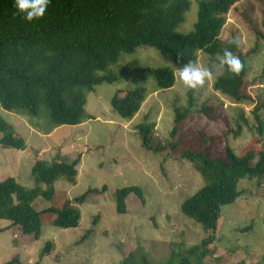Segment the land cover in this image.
Wrapping results in <instances>:
<instances>
[{
    "label": "rangeland",
    "instance_id": "374dc122",
    "mask_svg": "<svg viewBox=\"0 0 264 264\" xmlns=\"http://www.w3.org/2000/svg\"><path fill=\"white\" fill-rule=\"evenodd\" d=\"M263 11L264 0H239L229 10L220 34V40L227 44L238 37L233 54L245 55L248 71L242 91L251 100L241 104L213 88L217 77L225 73V67L219 65L221 54L198 53L197 64L211 69L214 78L199 91H192L180 82L179 66L172 58L150 46L123 52L117 63L102 72L116 74L118 79L96 85L87 94L86 112L91 116L81 124L53 128L45 108L34 118L7 111L0 104V116L27 146L18 150L0 143V182L14 177L30 188L34 186L32 168L37 160L79 158L75 183L66 179L54 182L53 199L38 197L33 206L43 210L61 206L62 200L69 198L79 206L82 216L76 228L42 226L38 239L33 234L23 235L20 227L0 219V264L14 258L21 264H122L127 255L137 252L145 254L151 264H168L178 260V253L213 235L181 211V204L205 185V179L181 152L198 144L196 129H205L209 134L229 130L226 140L237 154L250 148L257 153L264 150V132L259 133L253 114L254 108L262 105L260 115L264 121ZM196 20L197 8H192L178 30H193ZM160 67L174 70V87L158 89L153 69ZM139 86L147 89V99L132 120L123 119L113 111L111 100L115 93L124 95ZM190 99L192 112L172 136L175 108L188 107ZM202 104L220 114L217 118L207 117L201 111ZM242 113L247 122L241 118ZM143 122L155 124L152 144L162 148L159 152L143 146L137 129ZM238 123L242 130L236 136ZM4 133L0 131V139ZM177 142L178 146H173ZM127 186L140 187L145 202L132 193L127 197V212L120 214L116 192ZM239 188L240 197L222 208L209 245L213 252L203 258V264H264V179L260 186L256 179H245ZM96 189L99 191L93 192ZM84 194V203L78 205L74 199ZM48 242L52 244L50 251L43 255Z\"/></svg>",
    "mask_w": 264,
    "mask_h": 264
},
{
    "label": "trees",
    "instance_id": "16d2710c",
    "mask_svg": "<svg viewBox=\"0 0 264 264\" xmlns=\"http://www.w3.org/2000/svg\"><path fill=\"white\" fill-rule=\"evenodd\" d=\"M238 1L199 0L194 28L183 33L178 29L190 11L186 0H51L44 18L31 23L13 15L14 0H0V104L7 111L34 118L45 108L53 128L81 124L91 116L86 112L87 94L94 91L96 85L118 79L116 74L102 72L117 63L123 52L133 53L138 47L150 46L170 56L179 67L188 61L197 63L199 52L214 56L223 55V50L229 49L235 53L237 45L222 42L220 34L229 10ZM261 37L264 39V32ZM238 57L244 64L241 74L234 76L225 67V73L217 77L213 88L233 103L241 104L251 97L242 91L248 71L245 55L239 53ZM153 76L158 89L162 90L174 87L177 81L170 67L153 69ZM147 96V89L142 86L127 90L124 95L117 92L111 100L112 109L123 119L132 120ZM192 108V99L188 107L175 108L172 136L178 133ZM262 109V105H258L253 110L260 134L264 132ZM201 111L207 117L217 118L220 114L205 104ZM241 118L247 122L243 113ZM154 127V123L143 122L137 129L143 146L159 152L162 148L152 144ZM241 130L242 125L238 123L236 136ZM0 131H5L0 139L3 146L18 150L27 147L25 140L17 136L1 116ZM195 132L198 144L182 150L181 155L194 164L205 179V185L181 204V211L213 235L178 253V260L168 264H203V258L213 252L209 245L214 240L223 206L240 197L239 185L243 180L256 179L260 186L264 179V150L257 153L250 148L237 154L226 140L229 130L221 134H209L205 129ZM79 162V158L37 160L32 168L34 186L30 188L14 177L1 181L0 219L9 220L20 227L23 235L33 234L37 239L42 226L78 227L81 210L73 205L72 199L65 198L61 206L51 205L43 210L35 209L33 203L38 197L51 201L55 194L52 185L60 179L75 183ZM43 184L49 187L45 189ZM132 193L145 202L140 187H124L116 192L118 213L127 212V197ZM86 194L74 201L83 204ZM51 245L46 244L43 255L49 253ZM14 263L21 264L16 258L5 264ZM121 263L151 264L141 252L127 255Z\"/></svg>",
    "mask_w": 264,
    "mask_h": 264
},
{
    "label": "clouds",
    "instance_id": "9594fccd",
    "mask_svg": "<svg viewBox=\"0 0 264 264\" xmlns=\"http://www.w3.org/2000/svg\"><path fill=\"white\" fill-rule=\"evenodd\" d=\"M51 0H14V16L31 23L43 19ZM189 9L199 8V0H186ZM231 43L239 45V38L234 37ZM221 68L226 67L228 72L234 76H239L244 70V64L240 58L234 55L229 49L223 50V55L219 58ZM178 77L182 85L187 90L199 91L214 78V73L209 68L199 66L195 61L183 63L178 69Z\"/></svg>",
    "mask_w": 264,
    "mask_h": 264
}]
</instances>
